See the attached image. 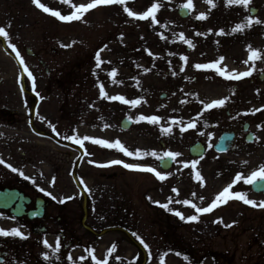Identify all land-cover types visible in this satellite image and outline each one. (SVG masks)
I'll use <instances>...</instances> for the list:
<instances>
[{"label":"rangeland","instance_id":"rangeland-1","mask_svg":"<svg viewBox=\"0 0 264 264\" xmlns=\"http://www.w3.org/2000/svg\"><path fill=\"white\" fill-rule=\"evenodd\" d=\"M197 2L158 0L161 6L153 21L129 16L124 9L139 16L154 0H125L91 9L87 5L93 0H41L61 15L86 9L80 19L62 21L33 0H0V27L8 33L5 39L24 61L27 89L42 99L36 127L55 132L84 154L78 162L79 151L67 156V150L33 136L29 125L24 134L10 136L9 151L0 152L5 161L0 167L11 181L2 186L21 188L33 198L42 196L50 208L49 218L36 223L47 227L39 235L32 232L33 223L27 219L0 216V229L18 228L27 237L0 235V264H105V246L115 240L123 264H141L142 256L125 237L119 238L118 233L97 237L82 227L83 198L73 182L74 169L88 199L86 225L100 233L127 218L136 239L148 250L147 264H264V207L259 206L264 196L254 194L251 184L245 183L264 166V79H260L264 73V0H250L248 6L221 1L231 11L224 6L215 9L214 3L200 7ZM181 7L190 11L188 19L178 16ZM201 14L204 18H198ZM248 17L253 20L251 26ZM217 21L228 28L226 32L217 34L211 28ZM27 49L45 67L28 56ZM253 51L259 55L253 57ZM200 64L209 67L197 68ZM2 71L17 104L11 107H19L29 122L33 102L28 96L23 101L18 94L21 70L0 53ZM245 72L250 75L228 78ZM221 99L225 101L222 106L206 108ZM133 100L137 103L132 104ZM152 116L159 119H141ZM124 118L132 122L128 130L120 127ZM245 123L255 135L253 143L245 141ZM223 131H235L237 138L232 150L220 155L213 146ZM71 136H78L83 146ZM85 136L90 139L84 140ZM96 140L119 141L141 156L129 157ZM197 141L207 145L203 158L189 154ZM169 152L179 155L173 168L163 171L159 160ZM113 160L153 168L165 179L154 172L110 164ZM193 162H197L195 167ZM238 174L243 177L240 181L235 180ZM229 185L230 192L245 193L256 206L234 196L216 202ZM184 200L190 203L185 205ZM192 204L215 206L197 213ZM70 214L74 216L71 226L65 222ZM192 215L198 219L189 220ZM45 239L51 247L44 245Z\"/></svg>","mask_w":264,"mask_h":264},{"label":"snow or ice","instance_id":"snow-or-ice-1","mask_svg":"<svg viewBox=\"0 0 264 264\" xmlns=\"http://www.w3.org/2000/svg\"><path fill=\"white\" fill-rule=\"evenodd\" d=\"M33 2L39 8H41L43 11L51 12L52 15L57 16L62 21H70L72 19H80L81 14L84 11H86V9L84 7H81V8L76 9V13L71 15V16L61 15L60 12H58V11L52 12L51 9H49L43 3H41V0H33ZM208 2L212 3V0H208ZM111 3L124 4L125 0H93V3H89L87 5V9H91V8L97 6V5H100V4H111ZM227 3L229 5L235 4V5H241V6H248L250 4V0H227ZM160 6L161 5L158 3V0H154V3L152 4V6L147 11H145L142 14H140L139 16H137V14H135L134 12L129 11L126 7H125L124 10L126 12H128L129 16H136V18H138V19H146V18L151 17L152 20L155 21L156 20L155 13H156V11L158 10V8ZM198 18H204V14H201V17H198ZM247 23H248L249 26H251V24L253 23V20H252L251 17L247 18ZM255 23H260V21L257 20V21H255ZM239 29H240V26L238 25L237 26V30H239ZM221 34H222V30H221ZM6 36H8V33L5 31V28L0 27V37H6ZM12 47L15 50V45H12ZM258 55H259L258 52H256V51L252 52V56L253 57H256ZM17 56L19 57V52H17ZM96 59L99 62V60H100L99 54H97ZM221 59H223V57H221ZM20 63L24 64V61H23L22 58L20 60ZM196 67L197 68H208L209 65L200 64V65H196ZM25 71H27V69H25ZM216 71L220 72V69L217 68ZM221 74H223V73H221ZM246 75H250V73L249 72H245V73L240 74L239 76L228 77V78H237L238 79V78H240V76H246ZM28 76L30 78L32 77L31 72H28ZM33 80H34V78H33ZM101 95H104L103 86L102 85H101ZM112 99H119V100L123 101L124 97H112ZM125 102H127V101H125ZM131 103L135 104V103H137V101L133 100V101H131ZM224 103H225V101L223 99L216 100L212 104L206 105V108H212L213 106H222ZM141 119L148 120L150 122H156L159 118L156 117V116H152V117H141ZM190 126L191 127H195L194 124L190 125ZM53 131H55L54 127H53ZM68 138L73 140V141H75L77 144H80L81 146H83V141L78 136H71V137H68ZM83 139L84 140H89L90 138L85 136ZM94 142L98 143V144H101V145H104V146H107L109 148H112V147L118 148L121 152H123L125 155H127L129 157H132V156L140 157L141 156L140 151L137 150L135 153H133L132 151H129L126 147H124L119 141H116L115 144H111L108 141H103V140H96ZM152 155L155 156L156 153L153 152ZM165 155L174 159L179 154L178 153L169 152V153H166ZM161 159H163V157H161ZM0 163H5V161H3V159H0ZM195 163H197V162H193V167H195ZM110 164H123V166L125 168L129 169V170L154 172L155 175L158 178H160L161 180L165 179L164 175H162L160 172L156 171L153 168H141L140 166H138L136 164L123 163V161H121V160H113V161L110 162ZM6 166L11 168V170L13 172H17L18 171V169L12 167V165H10V164H7ZM101 166H109V165H101ZM19 174L21 176L24 175L23 172H20ZM25 178L27 179V177H25ZM242 178H243L242 175L238 174L235 177V180L236 181H240ZM257 179H264V166H262L261 171L253 172L250 176H248V178L245 180V183L253 184V183H255V181ZM231 187H232V185H229L228 188H225L219 195H217L216 202H219L221 199H225L226 200L227 198L234 196L235 198H238V199L242 200L246 204H250L252 206H256V202L253 201V200L248 199L245 193H241V192L232 193V192H230L229 188H231ZM40 191L44 192L45 190L43 188H41ZM45 194L48 195V196H51L52 199H56V197L53 196L52 193L45 192ZM182 203L185 204V205H188L190 203V201L184 200ZM161 206L166 208V209L168 208V204H162ZM214 206H215V204H213V205H211L209 207L201 208V207H197L195 204H192V207L195 208L197 213L209 212V211L212 210V207H214ZM259 206L264 207V202H261ZM174 214L177 215V216H180L181 219H184V217H183L181 212L176 211ZM188 219L192 220V221H195V220L198 219V217L196 215H192V216L188 217ZM218 222H222V221H218ZM0 235H2V236L20 237L22 239H26L27 238L18 228H13L11 230L0 229ZM43 243H44V245L46 247H51V245L48 244V241L46 239L43 241ZM56 251L57 252L59 251V240L57 241ZM178 255H179V253H178ZM45 258L47 259V255H45ZM185 259H187V257H185ZM98 264H99V262H98Z\"/></svg>","mask_w":264,"mask_h":264},{"label":"flooded vegetation","instance_id":"flooded-vegetation-1","mask_svg":"<svg viewBox=\"0 0 264 264\" xmlns=\"http://www.w3.org/2000/svg\"><path fill=\"white\" fill-rule=\"evenodd\" d=\"M0 53L2 55H5L7 58H12L13 61L17 65H19V68L21 70L22 75L20 76V86L21 87L19 86L20 92L18 91V94L22 96V100L24 101L26 96H29L28 92L26 90V85H25L26 79L24 76V72L21 68L20 59L15 55V53L13 51L10 50L5 37H0ZM37 57H36V59H38V61L40 62L42 59L39 57L37 58ZM3 74H4L3 71L0 72V76H1V79H0V152L1 153H5L6 151H9L10 136L12 134L14 136H16L17 134L18 135L24 134L26 132V127L28 125L27 118L24 116V114H22L21 109L19 107L18 108L13 107V106H16L17 104H16V101L11 97V89L9 87L5 86L6 85V79H5V76H3ZM21 104H19V105H21ZM24 104L25 103H23L22 105H24ZM11 105H13V106L11 107ZM37 131L41 134L48 136V137L58 139V135L55 132H52V131L47 132V131L40 130V129H37ZM40 139L47 142L51 147H54V148L59 147L58 144L56 143V141H54L51 138L41 137ZM63 143L69 144L68 141H64ZM27 152H28V149H27ZM22 154L25 156L26 151ZM67 156H70V150H67ZM23 159H24L23 161H25V158H23ZM7 181H11V178H8L7 173L0 167V191L7 188V186H2ZM10 188L11 189H18L22 193L24 192L21 188H18V187H10ZM25 196H27V195H25ZM38 198L43 199V202L41 205H42V207L45 208V211H44V217L42 218V220H35V221L31 222V223H33L32 228H36V229L39 226L36 223H38L40 221H44L46 218H49L47 213H48V210L50 208V203L42 196H36L34 199L32 197H30V199H31L30 203L24 209L25 212H29L31 210H36L37 209L36 200ZM18 204H19V201H16V202L10 204L9 209L0 210V216L13 218L14 215H13L12 211L17 208ZM73 217L74 216L72 214H70V216H68V220L66 217L65 222H70V226L73 223ZM61 219H62L61 217H58V221H61ZM48 221L52 222V219H48ZM129 223H130V221L124 220L117 227L120 229L126 230L133 238H136V234L134 233L133 227L130 226ZM63 227H64V225H63ZM65 228L70 229V227H65ZM118 235H119V238L125 237L127 244L129 246L134 247L140 253V251L138 249V245L136 243L132 242L125 233L118 232ZM117 241L118 240H115L111 244L112 246L108 245V244L105 246L106 247L105 255L107 256V258L105 259V264H123L122 257L120 256L121 251H119V252L116 251V248L118 247ZM114 247H116V248H114ZM146 254H147V258H148V250L147 249H146Z\"/></svg>","mask_w":264,"mask_h":264},{"label":"water","instance_id":"water-1","mask_svg":"<svg viewBox=\"0 0 264 264\" xmlns=\"http://www.w3.org/2000/svg\"><path fill=\"white\" fill-rule=\"evenodd\" d=\"M179 15L182 18H187L189 16V11L186 8H182L179 10ZM32 97L34 98L36 102V106L34 108V112L37 110L38 104H39V96L36 93H31ZM130 127V123L127 120H124L122 123V128L123 129H128ZM248 125L244 127V130L247 131ZM253 135H249L247 137L248 142L253 141ZM235 139V134L234 133H229L225 132L221 135L219 138L217 144L214 146V149L216 152L220 154H224L228 152L232 146V143ZM190 153L193 157H200L205 154V147L201 143H196L195 145L191 146L190 148ZM173 164V161L171 158H167L165 160L160 161V166L163 170H168L171 168ZM252 189L255 193L257 194H264V179L256 180L255 183L252 184ZM20 198L21 202L24 201V198L21 194H19L17 191H9L5 190L4 192L0 193V208L5 207L1 205L2 201H7V200H16ZM17 216H22L24 213L23 212H16L15 213ZM41 217V214H31L29 217L34 218V217Z\"/></svg>","mask_w":264,"mask_h":264},{"label":"bare ground","instance_id":"bare-ground-1","mask_svg":"<svg viewBox=\"0 0 264 264\" xmlns=\"http://www.w3.org/2000/svg\"><path fill=\"white\" fill-rule=\"evenodd\" d=\"M221 1H223V0H217L216 4H215L214 0H212V3H209L208 0H198L197 4L200 7L205 6L207 8L208 6L213 5V3H214V7L213 8H215V9L224 6L225 9H228L229 11H231L232 7L231 6H227V4L224 5V3H222ZM223 17L220 18L221 21L224 20ZM211 28L214 29L217 34H221V30H222V33H223L224 31L226 32V30L228 29L223 23H221L219 21H217L216 23H213V25L211 24Z\"/></svg>","mask_w":264,"mask_h":264}]
</instances>
